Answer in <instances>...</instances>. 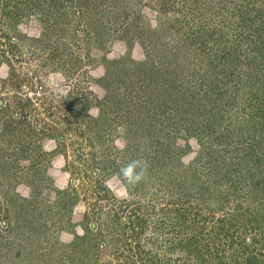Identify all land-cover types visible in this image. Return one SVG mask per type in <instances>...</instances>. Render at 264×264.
<instances>
[{
  "label": "rangeland",
  "instance_id": "obj_1",
  "mask_svg": "<svg viewBox=\"0 0 264 264\" xmlns=\"http://www.w3.org/2000/svg\"><path fill=\"white\" fill-rule=\"evenodd\" d=\"M0 264H264V0H0Z\"/></svg>",
  "mask_w": 264,
  "mask_h": 264
},
{
  "label": "clouds",
  "instance_id": "obj_2",
  "mask_svg": "<svg viewBox=\"0 0 264 264\" xmlns=\"http://www.w3.org/2000/svg\"><path fill=\"white\" fill-rule=\"evenodd\" d=\"M147 161L141 159L132 160L120 169V175L127 185H136L146 178Z\"/></svg>",
  "mask_w": 264,
  "mask_h": 264
}]
</instances>
